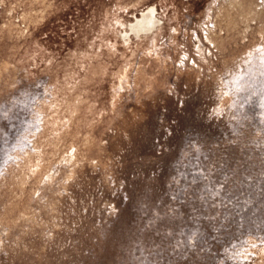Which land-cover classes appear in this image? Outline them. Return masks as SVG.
Segmentation results:
<instances>
[{"label": "rangeland", "instance_id": "rangeland-1", "mask_svg": "<svg viewBox=\"0 0 264 264\" xmlns=\"http://www.w3.org/2000/svg\"><path fill=\"white\" fill-rule=\"evenodd\" d=\"M0 264H264V0H0Z\"/></svg>", "mask_w": 264, "mask_h": 264}, {"label": "bare ground", "instance_id": "bare-ground-1", "mask_svg": "<svg viewBox=\"0 0 264 264\" xmlns=\"http://www.w3.org/2000/svg\"><path fill=\"white\" fill-rule=\"evenodd\" d=\"M158 23L155 16V9H151L143 13L142 17L138 19L134 24H131V31L140 35L143 32L152 31Z\"/></svg>", "mask_w": 264, "mask_h": 264}]
</instances>
